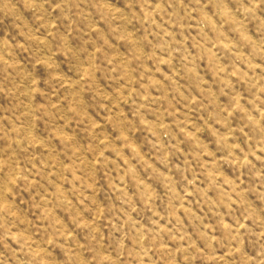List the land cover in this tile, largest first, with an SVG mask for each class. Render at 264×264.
Here are the masks:
<instances>
[{
  "label": "rangeland",
  "instance_id": "374dc122",
  "mask_svg": "<svg viewBox=\"0 0 264 264\" xmlns=\"http://www.w3.org/2000/svg\"><path fill=\"white\" fill-rule=\"evenodd\" d=\"M0 264H264V0H0Z\"/></svg>",
  "mask_w": 264,
  "mask_h": 264
}]
</instances>
